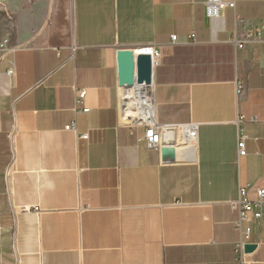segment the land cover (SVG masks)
Masks as SVG:
<instances>
[{"label":"crops","instance_id":"obj_1","mask_svg":"<svg viewBox=\"0 0 264 264\" xmlns=\"http://www.w3.org/2000/svg\"><path fill=\"white\" fill-rule=\"evenodd\" d=\"M256 28L264 0H0V264H240L247 228L264 264V216L231 204L264 187V39L238 47ZM147 45L156 121L198 126L172 162L121 121L117 52Z\"/></svg>","mask_w":264,"mask_h":264},{"label":"built area","instance_id":"obj_2","mask_svg":"<svg viewBox=\"0 0 264 264\" xmlns=\"http://www.w3.org/2000/svg\"><path fill=\"white\" fill-rule=\"evenodd\" d=\"M224 4V0H206V12L209 16H218L221 13V7ZM230 6H234V3H229ZM189 40L192 42H196V36L195 34L189 35ZM264 39V29L262 28H256L255 30L248 31L246 38L244 40H241L238 43V47L242 48L244 47L245 43L247 42H254ZM173 41L178 40L177 35L172 36ZM135 52L138 53H149L152 55L153 58V64L154 67L158 65L161 61L162 53L161 50L154 46V45H147L142 46L137 49H135ZM12 70H10V73ZM242 84H238V92L240 93L242 91ZM86 90L81 89L77 90L76 92V100L75 105L77 111H83L88 112L89 108L84 107L85 98H86ZM82 107V108H79ZM246 117L245 115H240L237 123L240 125L245 121ZM121 121L128 125H139L145 128V140L147 141V144L150 149L161 151L163 144H162V134L163 132L168 128V126L159 124L154 115V120L152 122H135L131 120V117H129V120L126 121L121 118ZM176 131L178 130L182 131L181 138L177 140V145H191L194 146L196 143V140L198 138V126L196 124H190V125H181L179 127L174 126ZM66 129L71 130L75 129V123L72 125H69L66 127ZM239 137H238V151L240 156H244L247 154V147H246V141L249 138L248 134L246 133L245 129L240 126L239 128ZM87 137V135H84ZM251 190H254L256 193V197L254 199H251L249 197V192ZM232 208L237 210L240 215V221L239 225L245 221H251L252 219H261L264 216V187H259L255 185H247L245 187H241L239 190V197L238 199L232 201ZM251 238V228H247L246 231L243 233V237L241 240L237 243V257L240 261V264H250V261L246 259L247 253L245 252V246L246 244L250 243L249 240Z\"/></svg>","mask_w":264,"mask_h":264},{"label":"water","instance_id":"obj_3","mask_svg":"<svg viewBox=\"0 0 264 264\" xmlns=\"http://www.w3.org/2000/svg\"><path fill=\"white\" fill-rule=\"evenodd\" d=\"M118 81L121 88L150 87L153 84L154 64L152 55L149 53H136L132 49H119L117 52ZM177 132L173 126L162 134L161 153L165 162H172L176 159ZM257 247L256 243H248L245 252L251 253Z\"/></svg>","mask_w":264,"mask_h":264},{"label":"bare ground","instance_id":"obj_4","mask_svg":"<svg viewBox=\"0 0 264 264\" xmlns=\"http://www.w3.org/2000/svg\"><path fill=\"white\" fill-rule=\"evenodd\" d=\"M123 111L126 121L131 117L135 122L154 120L153 90L150 87L124 88Z\"/></svg>","mask_w":264,"mask_h":264},{"label":"rangeland","instance_id":"obj_5","mask_svg":"<svg viewBox=\"0 0 264 264\" xmlns=\"http://www.w3.org/2000/svg\"><path fill=\"white\" fill-rule=\"evenodd\" d=\"M120 95H121V92H120ZM124 98H125V96H124V94H123V102H124ZM121 111H122V109H121ZM123 113H124V111H123ZM125 118V117H124Z\"/></svg>","mask_w":264,"mask_h":264}]
</instances>
